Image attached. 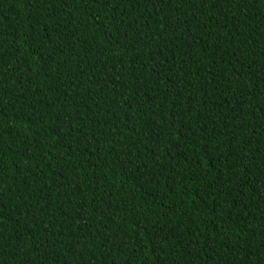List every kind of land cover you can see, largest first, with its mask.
<instances>
[{"label": "trees", "instance_id": "16d2710c", "mask_svg": "<svg viewBox=\"0 0 264 264\" xmlns=\"http://www.w3.org/2000/svg\"><path fill=\"white\" fill-rule=\"evenodd\" d=\"M0 264H264V0H0Z\"/></svg>", "mask_w": 264, "mask_h": 264}]
</instances>
